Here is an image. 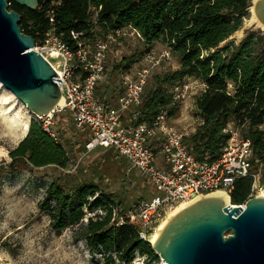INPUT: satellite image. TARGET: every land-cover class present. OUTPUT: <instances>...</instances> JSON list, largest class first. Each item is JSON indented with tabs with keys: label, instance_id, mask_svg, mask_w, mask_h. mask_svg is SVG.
Wrapping results in <instances>:
<instances>
[{
	"label": "trees",
	"instance_id": "obj_1",
	"mask_svg": "<svg viewBox=\"0 0 264 264\" xmlns=\"http://www.w3.org/2000/svg\"><path fill=\"white\" fill-rule=\"evenodd\" d=\"M252 1L39 0L36 11L10 1L9 10L20 14L22 32L32 36L37 44L52 27L64 34L65 41H69L71 31L91 38L94 12L90 8L94 7L100 8L98 20L105 33L129 25L141 35L146 53L152 52L156 44L169 48L180 67L157 77L154 88L147 90L146 84L136 123H150L163 108L168 109L170 118L176 116L180 104L173 103L171 89L189 79L198 81L204 89L195 104L203 125L192 138H185V143L198 160L203 161L206 156H210V161L216 160L229 138L224 129L232 125L250 140L258 162L253 161V168L262 166L264 183V31L250 28L240 41L230 40L243 29ZM45 9L53 10V25ZM142 57L143 54L125 57L114 70L128 72ZM66 141L71 147V140ZM83 150L86 151L85 145ZM9 156L11 161L6 168L11 171L21 167L66 171L70 167L67 150L58 136L57 140L51 138L36 122ZM252 185V178L238 179L230 194L231 203L245 204ZM113 202V196L94 182L79 183L71 190L53 182L40 210L49 215L50 226L57 235L78 227V238L85 240L89 250L102 253L100 264H132L136 254L158 260L152 244L142 240L133 226L118 223L119 215L114 210L120 203L112 206ZM86 211L94 214L83 224Z\"/></svg>",
	"mask_w": 264,
	"mask_h": 264
},
{
	"label": "built area",
	"instance_id": "obj_2",
	"mask_svg": "<svg viewBox=\"0 0 264 264\" xmlns=\"http://www.w3.org/2000/svg\"><path fill=\"white\" fill-rule=\"evenodd\" d=\"M90 10L94 12L91 38L83 32L71 31L69 41H65L64 34L57 33L52 27L41 43H36L35 50L49 62L62 81L57 84L64 103L47 115H33V119L57 140L56 119L68 115L77 132L89 134L86 152L98 148L114 151L153 187L154 196L150 200L140 201L122 214L114 210L119 215L118 223L127 222L142 240L151 243L150 237L178 207L218 191H224L230 197L238 179L252 178L249 199L261 197L256 193L262 192V188L258 184L259 174L253 168V161L257 160L251 142L232 125L224 129L229 138L221 148L219 158L210 161V156H206L200 161L185 143L186 135L171 124L167 108L161 109L150 123H136L144 88L152 71L171 60L169 48L159 54L145 53L133 70L122 72L114 106L97 97L96 88L105 75L111 45L124 36L125 28L132 36L141 39V35L128 25L109 30L105 38H100L97 34V28L101 26L98 20L100 8ZM44 13L53 25V10L45 9ZM172 93L174 104H180L186 98V89L179 85Z\"/></svg>",
	"mask_w": 264,
	"mask_h": 264
},
{
	"label": "rangeland",
	"instance_id": "obj_3",
	"mask_svg": "<svg viewBox=\"0 0 264 264\" xmlns=\"http://www.w3.org/2000/svg\"><path fill=\"white\" fill-rule=\"evenodd\" d=\"M256 1H252L251 7ZM251 20L252 14L249 10V18L245 20L243 29L230 40L240 41L246 30L260 28ZM123 31L124 36L118 43L111 45L105 75L96 88L97 97H101L110 106L116 104L117 90L122 83V71H116L114 67L125 57L146 53L141 39L132 36L126 28ZM97 34L100 38L106 36L100 26L97 28ZM166 48L162 44H156L153 52L159 54ZM135 66L136 64L132 65L131 70ZM179 67L177 58L172 56L171 60L152 71L146 89L155 87L157 77L176 71ZM179 86L186 89V98L180 103L178 114L170 118V122L190 139L203 125L195 102L204 87L200 82L191 79ZM26 122L28 130L24 131ZM33 122L31 112L0 84V264H100L102 253H92L89 250L85 240L78 238V227L69 228L60 235L52 230L49 215L40 210L48 187L57 182L66 190H71L79 183L94 182L99 184L106 194L113 196L115 202L111 203L112 206L120 203L115 209L116 212L126 210L140 201L149 200L154 196V189L129 162L114 151L102 148L91 152L84 151L89 134H76L68 115L59 116L54 127L68 153V170L54 167L37 170L21 167L16 171L7 169L6 166L11 161L10 151L27 137ZM67 139L71 140V147ZM160 161L159 157L158 163ZM257 167L254 171L259 174L258 184L262 192L256 193L263 197V168L259 164ZM93 214L86 211L83 224ZM132 264L166 263L160 257L158 260H149L146 256L136 254Z\"/></svg>",
	"mask_w": 264,
	"mask_h": 264
},
{
	"label": "water",
	"instance_id": "obj_4",
	"mask_svg": "<svg viewBox=\"0 0 264 264\" xmlns=\"http://www.w3.org/2000/svg\"><path fill=\"white\" fill-rule=\"evenodd\" d=\"M10 1L31 11L39 7V0H0V84L32 115H47L62 99V81L35 50V39L22 32ZM253 8L264 31V0ZM152 247L166 264H264V197L245 205L200 197L167 220Z\"/></svg>",
	"mask_w": 264,
	"mask_h": 264
},
{
	"label": "bare ground",
	"instance_id": "obj_5",
	"mask_svg": "<svg viewBox=\"0 0 264 264\" xmlns=\"http://www.w3.org/2000/svg\"><path fill=\"white\" fill-rule=\"evenodd\" d=\"M250 12L252 14V22L255 23L258 27L260 28H263V26L258 22V20L256 19L255 15H254V8L253 6L250 8ZM64 101L63 99L60 100L59 102V106L63 105ZM31 117V116H30ZM24 131H27L28 130V122H26L24 124V128H23ZM213 195H218V196H221L225 202H226V205L229 204V196L228 194H226L224 191H218L216 193H214ZM264 197V196H263ZM187 205H181L180 207H178L172 214H170L161 224L160 226L158 227L157 231L150 237V241L152 244H154V240L155 238L158 236V234L160 233V231L162 230L163 226L165 225V223L167 222V220L174 214L176 213L177 211H179L181 208L185 207Z\"/></svg>",
	"mask_w": 264,
	"mask_h": 264
},
{
	"label": "crops",
	"instance_id": "obj_6",
	"mask_svg": "<svg viewBox=\"0 0 264 264\" xmlns=\"http://www.w3.org/2000/svg\"><path fill=\"white\" fill-rule=\"evenodd\" d=\"M103 100V99H102ZM105 102V101H104Z\"/></svg>",
	"mask_w": 264,
	"mask_h": 264
}]
</instances>
